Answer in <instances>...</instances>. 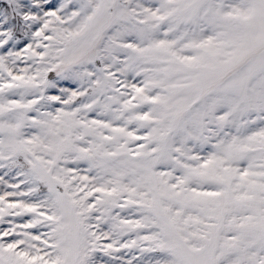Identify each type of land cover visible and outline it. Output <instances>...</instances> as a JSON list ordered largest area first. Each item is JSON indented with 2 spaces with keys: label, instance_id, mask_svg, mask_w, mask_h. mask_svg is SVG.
I'll list each match as a JSON object with an SVG mask.
<instances>
[{
  "label": "snow or ice",
  "instance_id": "1",
  "mask_svg": "<svg viewBox=\"0 0 264 264\" xmlns=\"http://www.w3.org/2000/svg\"><path fill=\"white\" fill-rule=\"evenodd\" d=\"M0 264H264V0H0Z\"/></svg>",
  "mask_w": 264,
  "mask_h": 264
}]
</instances>
